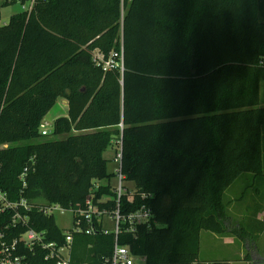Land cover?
<instances>
[{
    "label": "trees",
    "instance_id": "1",
    "mask_svg": "<svg viewBox=\"0 0 264 264\" xmlns=\"http://www.w3.org/2000/svg\"><path fill=\"white\" fill-rule=\"evenodd\" d=\"M27 1H2L21 8L0 23V190L82 208L94 181L96 198L111 193L104 153L122 138V171L151 194L156 223L128 241L134 252L151 264L201 261L202 231L230 229L227 189L243 173L264 175V0H35L30 12ZM97 49H123L122 68L104 71ZM60 98L68 114L41 139ZM249 204L250 214L264 206ZM29 214L62 240L54 216ZM10 218L0 215V233ZM233 231L259 237L248 226ZM112 245V235L77 234L73 258L91 261ZM32 264L56 263L35 255Z\"/></svg>",
    "mask_w": 264,
    "mask_h": 264
},
{
    "label": "built area",
    "instance_id": "2",
    "mask_svg": "<svg viewBox=\"0 0 264 264\" xmlns=\"http://www.w3.org/2000/svg\"><path fill=\"white\" fill-rule=\"evenodd\" d=\"M34 3L35 0H28L23 4L22 9L30 12ZM93 59L104 71L116 67L122 68L123 49L120 53L113 51L108 56L97 49L94 51ZM47 124L42 121L40 125V132L43 135H49L52 132L47 129ZM115 143L118 149L115 158L117 166L113 172L114 177H117L116 185L112 186L110 183L111 193H104L96 198L101 182L94 181L82 208H66L59 203L48 202L33 204L24 196L14 200L7 192L0 190V215L11 213L10 221L6 226L7 231L0 233V264H32V256L35 255H42L45 260L56 264H151L146 256L134 252L132 244L128 242L131 239H138L144 229H150L156 224L152 208L146 202L151 194L139 193L135 183L132 188L127 185L131 181L126 179L122 171V138ZM28 170L29 168L25 167L20 175L23 187L27 186ZM137 199L144 202L134 210L129 209ZM123 200L129 204L128 210H123ZM33 208L46 216H54L56 213L68 214L70 228H60L63 234L62 240H49L46 230H38L32 226L29 212ZM55 220L59 226L57 219ZM107 221L114 223L113 229L107 228ZM19 228L24 230L21 231ZM13 232L18 234L13 235ZM77 234L112 235V249L108 254L92 255L91 261L77 263L73 258ZM92 247L93 244L88 245V248ZM190 264L212 263L209 260H201Z\"/></svg>",
    "mask_w": 264,
    "mask_h": 264
},
{
    "label": "rangeland",
    "instance_id": "3",
    "mask_svg": "<svg viewBox=\"0 0 264 264\" xmlns=\"http://www.w3.org/2000/svg\"><path fill=\"white\" fill-rule=\"evenodd\" d=\"M2 1L0 0V23L6 24L9 22V19L12 14H14L18 9L21 8L19 4H9L6 6H2ZM61 99L57 102V104L48 112V114L43 119V122L48 123L47 129L52 130L54 121L56 118L63 116L66 114L65 110L62 108ZM260 106H264V81L261 84V103ZM53 136L51 134L41 138V139H47L52 138ZM118 149L117 144L113 142V145L108 148V150L104 153V156L109 159L108 163V171L113 173L115 167L117 166V163L115 161V158L117 156ZM104 183L108 182V180H104ZM110 183L113 185H116L117 183V177H113L110 180ZM127 185L132 188V185L134 186V182H128ZM256 182L254 180V175L252 173H243L238 179H236L232 185L227 189L225 200L228 202V213L232 216L236 217H242L250 214L253 209V205L249 203H253L256 198ZM55 219H57V222L62 229H68L70 228V223L68 222V214L63 215L62 213H56L54 215ZM107 228L113 229L114 223L111 221H107ZM247 228V227H246ZM251 233V232H250ZM211 231L203 230L201 233V249H200V257L205 258V256L208 255H220L225 256L227 260H229V264H249L248 261L244 259V257L241 258V253L247 254L248 250L247 247L244 246L241 240H237L233 244H229V242L225 241V237L223 235L217 234V238L213 239L211 236ZM264 240V238H263ZM257 244H258V238H257ZM261 244V241L259 242ZM258 246L263 249L264 243L262 245ZM248 246V243L246 244ZM243 252H241L242 250ZM264 252V251H263Z\"/></svg>",
    "mask_w": 264,
    "mask_h": 264
},
{
    "label": "crops",
    "instance_id": "4",
    "mask_svg": "<svg viewBox=\"0 0 264 264\" xmlns=\"http://www.w3.org/2000/svg\"><path fill=\"white\" fill-rule=\"evenodd\" d=\"M61 103H62V108L63 110H65L66 114H64L65 116L68 114V103L65 102V99H61ZM105 157V156H104ZM107 158V157H105ZM108 159V158H107ZM255 180H258V188L255 191L256 195V202L262 203L264 205V175L262 176H258ZM262 221H264V206L263 208L258 211L255 214H248L246 216H242V217H238V219L234 216H232L231 214L229 215V218L226 221V224L229 226V231L228 233H226L223 236L225 237V241L229 242V244H233L235 243L238 239L242 241V243L244 244V246L247 247V254L245 253H241V258L244 257V259L246 261H248L249 264H264V248L261 249L258 244L261 241V244H259L260 246L262 245V243H264V230L263 231H259L261 225H262ZM248 226L249 228H251L252 230L255 229L256 232H258V244H257V239L255 241H250L247 239H242L240 238L236 232L233 231V228L238 226ZM217 234L212 232L211 236L213 239H216ZM248 243V246L246 245ZM242 250V249H241ZM243 252V250L241 251ZM246 257H248L249 259L247 260ZM201 258V257H200ZM202 260H226L228 261V263L230 262L229 260L226 259L225 256H220V255H208L205 256V258H201Z\"/></svg>",
    "mask_w": 264,
    "mask_h": 264
},
{
    "label": "water",
    "instance_id": "5",
    "mask_svg": "<svg viewBox=\"0 0 264 264\" xmlns=\"http://www.w3.org/2000/svg\"><path fill=\"white\" fill-rule=\"evenodd\" d=\"M65 102L68 103L67 100H65Z\"/></svg>",
    "mask_w": 264,
    "mask_h": 264
}]
</instances>
